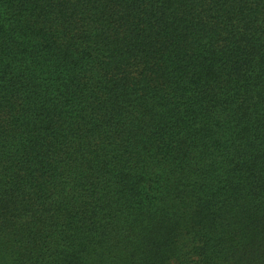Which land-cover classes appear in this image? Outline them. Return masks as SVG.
<instances>
[{
    "label": "trees",
    "instance_id": "1",
    "mask_svg": "<svg viewBox=\"0 0 264 264\" xmlns=\"http://www.w3.org/2000/svg\"><path fill=\"white\" fill-rule=\"evenodd\" d=\"M0 264H264V0H0Z\"/></svg>",
    "mask_w": 264,
    "mask_h": 264
}]
</instances>
